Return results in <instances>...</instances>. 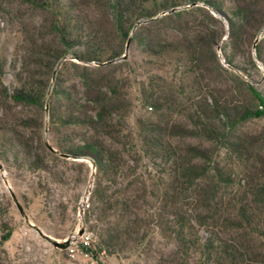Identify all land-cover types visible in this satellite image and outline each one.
Instances as JSON below:
<instances>
[{
    "label": "rangeland",
    "instance_id": "374dc122",
    "mask_svg": "<svg viewBox=\"0 0 264 264\" xmlns=\"http://www.w3.org/2000/svg\"><path fill=\"white\" fill-rule=\"evenodd\" d=\"M58 1L75 6L76 14L109 54L122 55L103 63H85L71 49L49 73L46 61L37 59L47 47L58 45L52 31L59 12L54 0L47 5L0 0V264H173L176 246L169 226L174 175L171 162L150 148L147 127L159 125L170 130L169 135L173 126L194 128L198 105L213 98L230 106L247 104L257 114L241 122L237 131L259 139L264 154V105L252 99L250 91L264 98V63L255 57V40L233 56L226 20L202 3L183 4L152 19H141L125 36L113 26L108 0ZM197 7H205L220 23ZM186 11L193 13L157 25L167 42L154 53L133 36L143 25ZM200 22L210 32L223 31L213 45L218 63L209 60V73L181 46L176 47L188 34L195 35ZM257 37L256 44H264V28ZM86 76L99 79L113 101L115 110L107 128L97 130L70 119L79 108L89 116L95 112L87 98L91 82ZM27 80L46 84L44 111L17 103L9 95ZM96 137L124 161L123 175L116 182L102 180L112 204L98 210L90 206L100 177L94 164L60 151L70 142L83 144ZM166 142L176 149L186 144L208 148L211 174L215 165L223 167L236 184L232 192L245 189L242 166L224 142L177 136H167ZM184 193L188 196L189 192ZM182 204L184 210L192 206L186 200ZM109 226L129 227L133 234L123 250L114 254L100 246L99 236ZM36 228L60 242L78 238L84 230L92 240L88 255L79 250L71 256L68 249L56 248L40 236ZM196 231L202 241L209 235L207 227ZM80 245L78 239L74 248Z\"/></svg>",
    "mask_w": 264,
    "mask_h": 264
},
{
    "label": "trees",
    "instance_id": "16d2710c",
    "mask_svg": "<svg viewBox=\"0 0 264 264\" xmlns=\"http://www.w3.org/2000/svg\"><path fill=\"white\" fill-rule=\"evenodd\" d=\"M18 1L47 5L48 0ZM54 3L59 12L52 31L58 45L55 48L47 47L37 59L39 62L46 61L49 73L71 49H74V56L85 63H103L122 55V52L109 54L106 47L98 43L96 36L88 30L87 22L76 14L75 6L58 0H54ZM108 3L115 30L122 31L125 36L133 31L141 19H152L158 13L183 4L202 3L226 20L233 56L240 48L251 46L258 32L264 28V0H108ZM197 10L205 13L208 19L220 23L205 7H197ZM192 13L193 11H186L166 15L160 20L143 25L138 31L136 29L133 36L143 40L146 49L154 53L157 47L167 42L157 25L175 18L180 20L184 14ZM203 23H199L194 36L188 34L176 47L181 46L182 51L191 59L194 58L202 71L208 72L210 59L213 58L218 63L213 45L223 31L217 34L210 32ZM175 51H179V48ZM255 57L264 63V44L261 41L255 45ZM249 59L256 68L252 56ZM88 80L90 79L86 76V81ZM89 82L86 94L89 102L95 105L91 108L95 111L94 114L89 116L79 108L70 119L97 130L107 128L109 118L115 110L113 101L102 90L104 85L99 79ZM46 88L43 82L34 84L27 80L9 95L17 103L32 105L44 111ZM250 91L252 99L264 105V98L257 92ZM256 114L257 110H252L247 104L230 106L213 98L211 102L205 100L198 105L193 115L194 128L173 126V134L169 135L171 131L159 125L151 124L147 127L146 137L150 148L158 157L171 162L174 175L175 192L170 201L174 210L171 212L173 220L169 226L176 246L173 264H264V251L257 246L258 242L264 246V154L260 150L259 139L237 131L241 122ZM51 115L53 119L54 110ZM167 136L224 142L242 166L245 189L232 192L236 184L223 167L215 165V173L211 174L207 160L212 159V155L208 148L200 144H186L184 148L176 149L166 142ZM60 151L73 158L89 159L100 174L91 193L90 206L98 210L100 206L112 204V198L102 180L116 182L123 175L124 161L120 154L98 137L87 139L83 144L70 142ZM185 191L191 193L187 196ZM184 200L187 201L186 205H192L185 210L182 204ZM197 227H207L209 230V235L203 241L198 237ZM132 235L129 227L109 226L99 236L100 246L106 252L114 254L123 250L122 246L132 239Z\"/></svg>",
    "mask_w": 264,
    "mask_h": 264
},
{
    "label": "built area",
    "instance_id": "2783aa9c",
    "mask_svg": "<svg viewBox=\"0 0 264 264\" xmlns=\"http://www.w3.org/2000/svg\"><path fill=\"white\" fill-rule=\"evenodd\" d=\"M78 239L81 241V245L79 248H74V246L77 244ZM92 245V240L90 234L84 232L82 235H80L78 238H74L70 240V246L67 248L70 252L71 256H75L79 250H81L82 255H88L87 248H90Z\"/></svg>",
    "mask_w": 264,
    "mask_h": 264
},
{
    "label": "water",
    "instance_id": "95a60500",
    "mask_svg": "<svg viewBox=\"0 0 264 264\" xmlns=\"http://www.w3.org/2000/svg\"><path fill=\"white\" fill-rule=\"evenodd\" d=\"M257 41H258V37L255 39V44ZM255 44H254V47H255ZM47 146L51 151H54V149L52 147H50L49 145H47ZM14 200L16 201V204L18 205V207H20L17 200L16 199H14ZM36 230L40 236L45 238L47 241H49L56 248H59L61 250H65L70 246V239H66V240H63L62 242H60V241L55 240V239L51 238L50 236L44 234L39 228H36ZM83 233H84V230L79 231V235H82Z\"/></svg>",
    "mask_w": 264,
    "mask_h": 264
}]
</instances>
